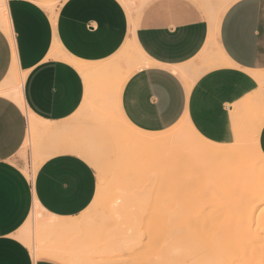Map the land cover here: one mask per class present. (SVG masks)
Wrapping results in <instances>:
<instances>
[{
  "label": "crops",
  "instance_id": "1",
  "mask_svg": "<svg viewBox=\"0 0 264 264\" xmlns=\"http://www.w3.org/2000/svg\"><path fill=\"white\" fill-rule=\"evenodd\" d=\"M1 6L0 264H70L44 252L34 258L19 231L35 204L64 219L94 199L98 179L82 154V105L99 75L116 78L103 89L118 91L134 128L160 132L183 120L220 144L251 140L264 157V0ZM17 80L23 106L5 93Z\"/></svg>",
  "mask_w": 264,
  "mask_h": 264
},
{
  "label": "rangeland",
  "instance_id": "2",
  "mask_svg": "<svg viewBox=\"0 0 264 264\" xmlns=\"http://www.w3.org/2000/svg\"><path fill=\"white\" fill-rule=\"evenodd\" d=\"M107 78L94 81L116 80ZM99 103L93 99L82 112V154L98 184L91 204L63 219L76 227L63 237L76 242L69 253L83 264H264V157L251 140L215 142L204 157L200 140L188 145L195 135L180 120L151 133L167 139L161 147H120L101 122L108 110ZM107 105L120 126L115 103ZM257 184L261 189L249 192L256 200L247 192L245 197L243 188ZM44 215L33 207L19 231L36 259H44L40 246L50 236L40 237Z\"/></svg>",
  "mask_w": 264,
  "mask_h": 264
},
{
  "label": "bare ground",
  "instance_id": "3",
  "mask_svg": "<svg viewBox=\"0 0 264 264\" xmlns=\"http://www.w3.org/2000/svg\"><path fill=\"white\" fill-rule=\"evenodd\" d=\"M0 21H2V22L5 21L4 6L0 7ZM130 49H132V47ZM135 50H136V48H135ZM76 65H78L79 68L81 69V71L83 70L84 73L87 71V67H85L81 63H76ZM105 84L106 83L102 82L101 80L95 81L92 88L88 89V91L86 93V98H85L82 106L83 107L88 106L89 102L92 101L93 99H97L100 102H102V103H99L101 110L102 111L108 110L107 113H108V115L110 113V115L109 116L107 115L106 118H104L105 120L102 118L103 120H101V122L103 123V126H105V128L108 129L107 133L111 134L112 137H115L117 139L118 146H120V147H123V146L124 147L137 146L138 147L139 146V147H145L148 149L163 146V143L167 142V139L165 137L151 134L154 132H146V131L134 128L128 124V122L125 120L124 116L122 115L120 108H119V105H118V99H119L118 91L115 90V93H112V95L110 94L111 92L107 93L106 92L107 89H103ZM108 85L110 86V84H108ZM113 85H114V83H113ZM113 85L111 88H114ZM19 88H20V81L17 80L16 85L11 90L5 91V93L8 94L9 96H11L13 98V100H15L18 104H20V106H23L22 101L20 99L21 94H20ZM109 89H110V87H109ZM115 89H117V88H115ZM111 98H113L112 101L116 105L115 108L118 109L117 113L119 114V117L121 119V121H120L121 124L119 123L120 126H118V124L114 121V118L112 116L113 115V112H112L113 109H110V107H108V105H107V102ZM104 101H106V105L104 104ZM109 109L111 112H109ZM111 113H112V115H111ZM102 114H103V112H102ZM188 126H189V130L195 135V137L190 141V143L189 144L187 143L188 145H197L198 141L200 140L201 143L199 141V144L201 146H203L204 148H206V150H207V151L203 150L204 155H205L204 157H206V153H210V151L212 150V147L217 148V147H215L214 141L203 138L195 130L194 127H192L191 125H188ZM256 130L254 131L255 133H256ZM30 132H31V134L35 132V124L33 123V121H30ZM254 132H253V134H255ZM255 148H256V146H255ZM220 149L224 150L227 148L222 147ZM256 150L258 153H260V151H258L257 148H256ZM261 159H262V157H261ZM124 164L125 165H131V160H128V161L126 160ZM202 170H204V163H201L199 168H198L199 172H202ZM26 174L28 175V177H30L28 172H26ZM250 186L251 185H249V187L246 186V188H243V189H246V191H243V192H245V194H246V192L249 193L250 190H252V189H256L258 191H259V189H261L260 188L261 186H258V184L255 187L252 186L253 188ZM145 189L146 188H144V190ZM258 191L254 190L255 193ZM252 194L253 193H251L250 195L252 196ZM253 195L255 196V194H253ZM254 196H252V200H256V197H254ZM245 197H247V194ZM249 197L250 196H248V198ZM253 197L255 199H253ZM34 208L37 210L43 211L42 208L38 204H35ZM44 216H46V217H43L42 222L40 223V226H43L44 229L47 231H45L41 227V229H43L44 232H42L43 235L40 234V237L41 238L45 237L44 233H46V236H49V235L50 236L46 237L47 240L44 242V244L42 246H40V249L44 253H49V254H52L54 256L61 257L62 259H64L65 261H67L68 263H71V264H76L78 259H79L78 261L80 262L81 258L76 254V252L74 253L75 255L72 254L73 252L69 253V250L72 248L71 245L72 244L74 245L76 242H74V240H71L72 238H63L66 235V232L73 230L76 227H74V225L68 223L70 221H64L63 218H61V217H57V216H54V215L49 214V213H46ZM28 219H30V218H28ZM28 219H27V221H29ZM43 230H41V231H43ZM44 239L45 238H43V240ZM43 240H41V241L43 242ZM67 248L68 249L70 248V249L67 251ZM76 255H77V257H75ZM75 258H78V259L76 260ZM81 262H82V259H81ZM81 264H83V262Z\"/></svg>",
  "mask_w": 264,
  "mask_h": 264
}]
</instances>
